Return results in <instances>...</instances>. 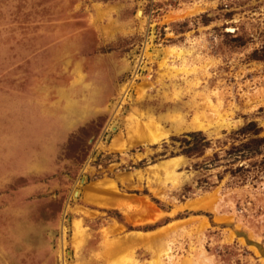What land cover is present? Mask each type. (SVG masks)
Returning a JSON list of instances; mask_svg holds the SVG:
<instances>
[{"label": "rangeland", "instance_id": "374dc122", "mask_svg": "<svg viewBox=\"0 0 264 264\" xmlns=\"http://www.w3.org/2000/svg\"><path fill=\"white\" fill-rule=\"evenodd\" d=\"M0 264H264V0H0Z\"/></svg>", "mask_w": 264, "mask_h": 264}, {"label": "bare ground", "instance_id": "6f19581e", "mask_svg": "<svg viewBox=\"0 0 264 264\" xmlns=\"http://www.w3.org/2000/svg\"><path fill=\"white\" fill-rule=\"evenodd\" d=\"M159 53V52H158ZM157 53V54H158ZM162 53V51H161ZM159 55V54H158ZM164 56H162L161 58V61H163L165 59V56H166V53L163 54ZM156 56V55H155ZM158 58V56H157ZM125 89L126 87L123 88V92L122 94L125 92ZM132 89V88H131ZM123 98V95L121 96ZM123 100V99H122ZM120 100V101H122ZM137 100V99H136ZM133 102V101H132ZM110 103V102H109ZM118 109V108H117ZM143 117V116H142ZM159 118L158 117H155L154 115H146V119L142 120L141 118L139 117H136V116H128V122L129 124L132 126H128V129H127V137H129V139L131 141H133V136H131V132L133 131L134 133H136V136H135V140H140V141H143V142H154L156 141L162 134L160 133V130H161V126L159 124ZM116 121V120H115ZM120 123V122H119ZM119 135V134H118ZM115 141V140H114ZM113 141V142H114ZM119 141V140H118ZM122 141V140H121ZM125 143V142H124ZM124 143L122 142L119 146H123ZM113 144V143H112ZM103 183V182H102ZM101 182H95L94 184H92V189H95V191L97 192H92V193H89L88 195L89 196H92L93 198H97L98 196L99 197H102V192L103 191H109L111 193H115L117 191V187L116 185L114 184L113 181H109L107 184H102ZM85 189V188H84ZM88 189V188H87ZM92 189H89V190H92ZM93 191V190H92ZM88 192H91V191H88ZM104 195V194H103ZM110 194H108L109 196ZM107 197V196H105ZM112 197V196H111ZM104 198V197H103ZM108 198V197H107ZM119 202V201H118ZM120 205H121V208H123L125 211H128L129 209V206L127 203L125 202H119ZM118 203V204H119ZM146 204V203H145ZM148 209V208H147ZM146 210V209H145ZM193 219V218H192ZM81 223V222H80ZM80 223L78 220H73V227H74V230L77 232L81 231L79 230L80 229ZM171 225V224H170ZM65 227V226H64ZM82 228V226H81ZM169 230V229H168ZM159 232V231H158ZM158 232H155V233H151V234H144L142 232H137V231H132V232H128L127 234H125L124 238L119 240L118 241V244L115 245L114 247L112 248H118V247H121V248H130L131 245H134L135 241H137L138 239L139 240H146L147 237L148 239L149 238H155L156 233ZM80 233V232H79ZM75 234V233H74ZM151 236V237H150ZM105 237V236H104ZM108 239V238H106ZM137 239V240H136ZM63 240V239H62ZM151 240V239H150ZM118 246V247H117Z\"/></svg>", "mask_w": 264, "mask_h": 264}]
</instances>
